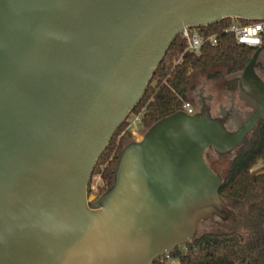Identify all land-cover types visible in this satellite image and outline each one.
I'll return each mask as SVG.
<instances>
[{"label":"water","instance_id":"water-1","mask_svg":"<svg viewBox=\"0 0 264 264\" xmlns=\"http://www.w3.org/2000/svg\"><path fill=\"white\" fill-rule=\"evenodd\" d=\"M227 17L264 20V0H0V264H154L237 214L206 156L231 155L264 118V44L240 74L253 110L235 130L205 100L167 115L88 199L171 43Z\"/></svg>","mask_w":264,"mask_h":264},{"label":"trees","instance_id":"trees-1","mask_svg":"<svg viewBox=\"0 0 264 264\" xmlns=\"http://www.w3.org/2000/svg\"><path fill=\"white\" fill-rule=\"evenodd\" d=\"M232 19L227 17L209 26L194 27L201 33L218 37V44H205L200 55L187 49L188 43L182 35L171 43L140 102L130 113L141 115V123L147 130L161 118L185 111L184 104L191 103L193 80L199 73L226 65L233 77L230 87H238L240 74L258 47L240 44L232 33L224 31ZM131 133L130 121L126 119L96 164L94 170L103 166L99 169L104 180L101 195L114 182L121 151L130 143L127 139ZM210 152L216 159L225 156L230 159L227 169L221 173L223 183L219 194L237 214L224 223H202L192 241L169 255L176 264H264V118L231 155L220 156L209 150L206 157L210 165ZM259 164L262 165L257 168ZM210 225H217L219 230L201 231ZM154 264L170 262L162 256Z\"/></svg>","mask_w":264,"mask_h":264},{"label":"rangeland","instance_id":"rangeland-1","mask_svg":"<svg viewBox=\"0 0 264 264\" xmlns=\"http://www.w3.org/2000/svg\"><path fill=\"white\" fill-rule=\"evenodd\" d=\"M264 80V71L261 74ZM232 75L228 72V67L226 65H218L210 69L207 72L199 73L194 77L193 84L194 89L190 92V101L193 107L199 109L201 106V98L207 99V104L211 106L212 113L220 114L221 110H230L236 114V117L231 119L230 126H237L242 120H244L249 113L253 110V106L248 102V100L241 95L240 89L231 88ZM135 115L129 114L128 120L133 121ZM131 128V135L128 137V141H141L147 129L143 126L141 121L136 122L135 127ZM211 156L212 153L210 152ZM211 166L215 171L224 173L227 169L230 159L228 157H223L221 159H216L214 156L211 158ZM262 164H259L257 168H260ZM103 166L94 170L92 177L88 185V199L90 202L95 201L101 195V188L104 186V180L102 178L99 169ZM219 230L218 226L210 225L201 229V231L206 230Z\"/></svg>","mask_w":264,"mask_h":264},{"label":"built area","instance_id":"built-area-1","mask_svg":"<svg viewBox=\"0 0 264 264\" xmlns=\"http://www.w3.org/2000/svg\"><path fill=\"white\" fill-rule=\"evenodd\" d=\"M225 32L232 33L236 41L251 47H260L263 45L264 36V20L255 22H243L239 18L233 17L231 24L225 28ZM180 35H182L188 45L187 49L195 55H200L205 44L217 45L218 37L216 34H204L194 27H185ZM185 111L189 114L195 113V109L191 103L184 104ZM141 121V115H136L133 121H130V127H135L136 122ZM170 264H176V260L170 255H166Z\"/></svg>","mask_w":264,"mask_h":264},{"label":"flooded vegetation","instance_id":"flooded-vegetation-1","mask_svg":"<svg viewBox=\"0 0 264 264\" xmlns=\"http://www.w3.org/2000/svg\"><path fill=\"white\" fill-rule=\"evenodd\" d=\"M259 65H258V67H257V72L259 73V75H261L262 74V72L264 71V49L262 50V52H261V54H260V56H259ZM238 87H239V84H238ZM241 95H242V97H244L243 96V93L241 92ZM205 100V102L207 101V99L206 98H204V97H202L201 98V106H202V102ZM248 100V99H247ZM248 102H250L249 100H248ZM207 103V102H206ZM201 106H200V108H201ZM199 108V109H200ZM195 109V113L196 112H198L199 111V109H197L196 107L194 108ZM211 112H212V109H211ZM229 113V116L231 117V119H233L234 117H236V114L237 113H234V112H232V111H230V110H221V113L220 114H214L213 116H223V115H226V114H228ZM213 114V113H212ZM230 123H231V121L227 124V127L230 129V130H235L236 128H237V126H230ZM201 226V225H200Z\"/></svg>","mask_w":264,"mask_h":264}]
</instances>
